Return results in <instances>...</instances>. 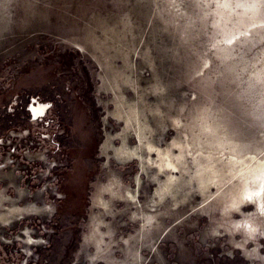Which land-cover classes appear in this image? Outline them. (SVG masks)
Masks as SVG:
<instances>
[{"label": "water", "instance_id": "water-1", "mask_svg": "<svg viewBox=\"0 0 264 264\" xmlns=\"http://www.w3.org/2000/svg\"><path fill=\"white\" fill-rule=\"evenodd\" d=\"M0 264H264L256 226L98 93L68 41L0 59Z\"/></svg>", "mask_w": 264, "mask_h": 264}, {"label": "rangeland", "instance_id": "rangeland-1", "mask_svg": "<svg viewBox=\"0 0 264 264\" xmlns=\"http://www.w3.org/2000/svg\"><path fill=\"white\" fill-rule=\"evenodd\" d=\"M61 41L98 93L168 141L221 201L239 181L258 187L264 0H0V59Z\"/></svg>", "mask_w": 264, "mask_h": 264}, {"label": "flooded vegetation", "instance_id": "flooded-vegetation-1", "mask_svg": "<svg viewBox=\"0 0 264 264\" xmlns=\"http://www.w3.org/2000/svg\"><path fill=\"white\" fill-rule=\"evenodd\" d=\"M264 170V169H263ZM205 188L208 189L210 184L212 183H204ZM250 185H241V182H237L236 184L233 185L234 189L237 190L236 196L234 195L233 199H231L230 202L227 203V205L232 208L234 211H239L243 204H250L253 205L257 213H263L264 214V189L257 191L256 194L253 193L252 188L255 187V184L249 183ZM220 187L217 186V189ZM257 196V197H255ZM226 204V201H225ZM232 206V207H231ZM241 207V208H240ZM236 209V210H235ZM246 219L248 222H250L253 226L258 225L261 222V219L259 217L252 218L251 214H246L243 217Z\"/></svg>", "mask_w": 264, "mask_h": 264}, {"label": "bare ground", "instance_id": "bare-ground-1", "mask_svg": "<svg viewBox=\"0 0 264 264\" xmlns=\"http://www.w3.org/2000/svg\"><path fill=\"white\" fill-rule=\"evenodd\" d=\"M123 8V7H122ZM250 8H251V6H250ZM247 10H249V9H247ZM70 28H72L71 26H70ZM75 29V28H74ZM80 29V28H79ZM72 31V30H71ZM79 31V30H78ZM74 33V32H73ZM75 35V34H74ZM76 35H77V32H76ZM226 37V39H225V41L227 40V41H230L233 37H234V34H232V33H229V34H227V36H225ZM247 65V64H246ZM254 167V166H253ZM259 178H260V181H259V184H258V187H257V185H255V187L254 188H252V191H253V193L254 194H256L257 193V191H259V190H261L262 191V189H264V170L261 168L260 170H259ZM255 197H257V196H255Z\"/></svg>", "mask_w": 264, "mask_h": 264}]
</instances>
